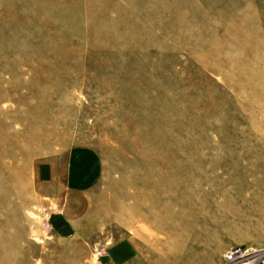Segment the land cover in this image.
Masks as SVG:
<instances>
[{
	"label": "rangeland",
	"instance_id": "1",
	"mask_svg": "<svg viewBox=\"0 0 264 264\" xmlns=\"http://www.w3.org/2000/svg\"><path fill=\"white\" fill-rule=\"evenodd\" d=\"M237 245L264 246V0H0V264Z\"/></svg>",
	"mask_w": 264,
	"mask_h": 264
},
{
	"label": "built area",
	"instance_id": "2",
	"mask_svg": "<svg viewBox=\"0 0 264 264\" xmlns=\"http://www.w3.org/2000/svg\"><path fill=\"white\" fill-rule=\"evenodd\" d=\"M42 217L43 227L46 231L53 229L51 217L48 214H44ZM104 255L103 250H97V256ZM260 256V260L255 257ZM223 264H242L249 262L250 264H264V247L256 248L251 246L237 245L231 247V249L223 255Z\"/></svg>",
	"mask_w": 264,
	"mask_h": 264
},
{
	"label": "bare ground",
	"instance_id": "3",
	"mask_svg": "<svg viewBox=\"0 0 264 264\" xmlns=\"http://www.w3.org/2000/svg\"><path fill=\"white\" fill-rule=\"evenodd\" d=\"M199 163V162H198ZM203 183V182H202ZM208 192V191H207ZM189 196L191 197H196L197 199H198V195H197V193H194V192H191L190 194H189ZM207 198V197H206ZM208 199V198H207ZM199 200H201V199H199ZM209 200V199H208ZM221 201V200H220ZM199 202V201H198ZM196 207H198V203L195 205ZM199 208V207H198ZM195 208L193 207V210H194ZM189 210H191V206L187 209V211H189ZM216 212H217V210H215ZM137 215V214H136ZM215 215H217V214H215ZM214 215V216H215ZM202 215L200 214V216L199 217H196V221L197 222H199L200 221V217H201ZM213 216V215H212ZM218 218H219V216H217ZM203 218V217H202ZM215 218V217H214ZM213 217L211 218V217H205V218H203L201 221H200V226L201 227H208L209 229H211V228H215V226L218 224V222H219V220L216 218V219H214ZM223 218V217H222ZM221 218V219H222ZM221 221V220H220ZM222 222H224L223 224H226V220L224 219V220H222ZM231 222H233V221H231ZM237 222H240V221H237ZM220 223V222H219ZM199 226V227H200ZM189 227H192V224H190L189 225ZM217 227V226H216ZM240 229V228H239ZM201 232V231H200ZM239 232V233H238ZM236 234H239V235H241V231L240 230H236ZM264 247V246H263ZM257 260H260V256H257L256 255V257H255ZM242 264H250L248 261L247 262H245V263H242Z\"/></svg>",
	"mask_w": 264,
	"mask_h": 264
},
{
	"label": "crops",
	"instance_id": "4",
	"mask_svg": "<svg viewBox=\"0 0 264 264\" xmlns=\"http://www.w3.org/2000/svg\"><path fill=\"white\" fill-rule=\"evenodd\" d=\"M78 171H80V168H78ZM93 174L95 175L96 174V171L93 172ZM91 181L93 180L92 178L90 179ZM190 259V258H189ZM188 262V261H187ZM189 264H193L192 261L190 260V263Z\"/></svg>",
	"mask_w": 264,
	"mask_h": 264
}]
</instances>
